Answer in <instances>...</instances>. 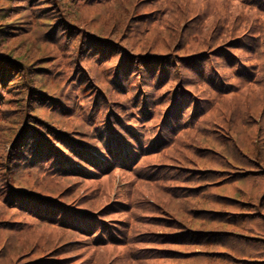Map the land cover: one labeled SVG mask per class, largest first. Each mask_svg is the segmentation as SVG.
Here are the masks:
<instances>
[{"label": "trees", "instance_id": "trees-1", "mask_svg": "<svg viewBox=\"0 0 264 264\" xmlns=\"http://www.w3.org/2000/svg\"><path fill=\"white\" fill-rule=\"evenodd\" d=\"M162 2L0 0L1 264H94L83 254L107 247L109 264H264L244 255L264 247V64L239 68L240 39L226 34L220 46H178L198 14L181 25L171 15L186 5ZM242 4L264 11V0ZM206 55L235 66L238 85L209 72ZM183 70L199 84H186ZM203 84L218 100L195 98ZM196 104L229 109L228 124L197 128L179 163L196 159L168 166L161 156L190 136L181 113ZM141 162L160 191L144 208L85 190L115 171L138 173ZM240 182L250 198L222 194ZM251 220L257 233L245 229Z\"/></svg>", "mask_w": 264, "mask_h": 264}, {"label": "rangeland", "instance_id": "rangeland-1", "mask_svg": "<svg viewBox=\"0 0 264 264\" xmlns=\"http://www.w3.org/2000/svg\"><path fill=\"white\" fill-rule=\"evenodd\" d=\"M163 4L165 5V0H162ZM178 1V0H177ZM184 5H186V9H182V12L179 10V8H175L174 14L171 15V19H173V22L176 20H179L180 24H184L186 17L192 16L193 14L197 15V18L194 16L193 19L189 22L188 28L186 31L183 30L184 33L181 34V39L179 42L180 47H183L186 42H188L189 45H192L193 49L196 50V45L201 44L204 42L206 45L213 44L216 45L217 42H221V37L225 34L227 35L226 39L228 42L232 41V39H240L239 44V50L240 52H235L237 55L241 57L244 64L240 63L239 68H241V65H245L247 68H252L251 66L253 64H258L261 67L264 64V54H259L257 50H255L254 46L255 44L260 47V49L264 53V11L259 12L258 7L251 8L250 6L243 5V0H181ZM169 2V1H168ZM251 2V0H248V3ZM142 7V5H140ZM208 7V9H207ZM161 8L165 9L162 5ZM158 9V8H157ZM159 10V9H158ZM146 11V10H145ZM168 12V9L163 11L158 16V18L162 17L163 15H166ZM157 14V15H158ZM169 18V17H167ZM149 22L151 21L150 18H147ZM146 25L140 24L138 26V31L143 30L146 28L149 24L148 22H145ZM156 30V29H155ZM137 32V31H135ZM139 34V32H137ZM166 39V38H165ZM210 42V43H209ZM209 43V44H208ZM160 43L157 42L156 46H158ZM221 43H218V46H220ZM230 46V45H229ZM249 46V47H248ZM228 47V43L224 46ZM221 46V48H224ZM220 48V49H221ZM235 53L233 54L234 59L239 61L237 59ZM207 60L205 62V59L202 63H204L205 66L209 68V72L214 71V74L217 76H223L228 79L229 82L235 83L238 85L237 82L239 80L236 79L237 73H233L235 66H230L228 62L225 61L224 58L222 59H216L213 60V55H209V57L206 55ZM209 58V59H208ZM216 70V71H215ZM264 71V70H263ZM183 74L185 76L184 82L187 84L189 81H192V84L196 83L198 81V77L194 75L191 71L183 70ZM218 77V78H219ZM197 84H199L197 82ZM245 85V83H243ZM203 88H200V91H195V98H199L200 96L203 98L205 97L208 102L211 103L214 99L218 100L216 95L213 93V95H209L205 91H209V84L207 85H201ZM191 88V87H190ZM258 89L256 87H252L250 85L249 88V94H256L258 93ZM181 90V89H180ZM192 91V90H191ZM241 93H246V89L243 88V91L240 90ZM194 93V91H192ZM261 93V92H260ZM258 93V94H260ZM200 97V98H201ZM232 97H228L227 100H231ZM241 98H237L236 102H241ZM201 101H198L197 104H199ZM196 104L194 111L191 113L190 111L183 110L181 114H183L182 122H189V118L192 123V128L190 129L189 137L184 136L183 133H180V137L176 142L172 140L170 141V148H168V151H166L161 157L163 158V162L166 165H175L174 162H178L181 159V157L184 159V155L186 152L183 151V148L185 147L184 141L191 140L193 138V134L196 133L197 139L200 137L197 133V128L201 129L202 127L207 128L206 126H209V124H213L214 120H219V122L222 125L228 124V117H230L231 113L228 109L227 113L222 110H216L215 108L217 105L211 108L209 110L205 109L202 106H198ZM203 105V104H201ZM221 106V104H220ZM214 109V110H213ZM196 116H199L197 119L192 118V114ZM179 114V110L176 111L174 116ZM228 117H227V115ZM247 118H249V115H247ZM245 119V118H244ZM247 121V119H245ZM181 125V122L176 127V130H182L184 127V124L179 128ZM179 128V129H177ZM230 128L232 126L230 125ZM228 130L227 127L223 129L222 131ZM205 131V129H204ZM203 131V132H204ZM213 136V135H211ZM192 137V138H191ZM200 139V138H199ZM200 152L195 151V154H199ZM206 153V152H205ZM202 154V153H200ZM210 155V154H208ZM190 156V155H188ZM211 156V155H210ZM175 158H178L174 160ZM214 157V156H212ZM191 159L186 160L184 163L180 162L179 164L184 165L192 161V159H196L195 156L192 154L190 156ZM209 162V161H208ZM207 163V162H206ZM209 165V163H207ZM165 165V166H166ZM195 165V164H194ZM212 165H214L212 163ZM225 165V163H223ZM220 168H224V166L218 165ZM184 167V166H182ZM168 169V168H167ZM135 171H138V173L135 174H129V173H123L119 171H115L113 174L108 175L101 180H97L94 184H89L85 187V190L93 191L95 189H98L99 193L104 196V199H101V202L105 203L109 200H115L119 199L124 201V203H128L130 206L134 208H144L143 204H141L142 201L145 203L149 200V202H152L151 199L157 198L160 195V191L158 190L157 185L152 184L148 181V176L146 178V175L148 174L147 169H145V165L143 162L137 166ZM175 179V178H174ZM195 180V179H194ZM241 191L240 193L244 194L247 198H250L252 194V190L249 191V188L247 187V184L245 183H238L234 184V187H229L225 192H223V195H229L233 196L235 200L242 201L247 200L241 197L239 194L236 195L238 191ZM165 191H167L165 189ZM169 191L173 193H179V191H174L173 189H170ZM183 195L187 194L190 195V193L182 192ZM165 200L168 201V197L165 196ZM173 201L171 197V202ZM182 203L180 202V199L176 201L175 205L173 206L171 203V206L173 208H176L177 206H180ZM129 206V207H130ZM169 209V206L168 208ZM134 211H137L135 209ZM150 212H152V208L150 207ZM254 221H248V223L245 225V229H247L249 232H255L257 233V228L255 227ZM216 237L211 236L207 237V239H215ZM44 240L37 242V245H41ZM242 248V245L239 246ZM197 250H201V247L196 246ZM245 256L246 257H259L260 255H264V247H258L253 245L251 247L245 248ZM112 249L110 247H107L105 249H97L92 248L90 249L86 256L83 254L81 257L82 259L80 261L85 260H92L94 264H109L110 260H112L114 255H112ZM241 254V252H239ZM112 255V256H111ZM110 256V257H109ZM88 258V259H87ZM2 260L0 259V264ZM92 262V263H93Z\"/></svg>", "mask_w": 264, "mask_h": 264}]
</instances>
